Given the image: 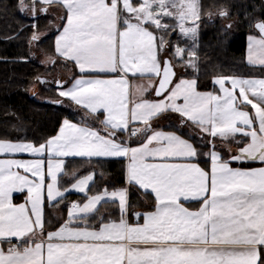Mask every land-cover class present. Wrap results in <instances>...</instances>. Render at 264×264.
<instances>
[{"label":"snow or ice","instance_id":"1","mask_svg":"<svg viewBox=\"0 0 264 264\" xmlns=\"http://www.w3.org/2000/svg\"><path fill=\"white\" fill-rule=\"evenodd\" d=\"M40 3L41 11L51 3L62 9L55 51L79 70L78 77L55 81L60 99L53 103L67 101L85 116L63 119L58 132L39 143L0 139V155L32 157L0 159V264H264V166H250L264 165V78L221 76L212 82L214 91L201 92L198 78L177 82L171 62L160 58L170 30L196 39L197 27L189 24L199 19L198 0ZM29 8L35 19L36 0H19L21 12ZM249 28L258 35L248 37V62L264 66V19ZM184 52L175 46L176 57ZM130 73L154 74L158 99L145 98L144 88L130 97ZM170 114L178 121L175 130L153 123ZM217 138L228 158L217 150ZM66 157L124 158L125 187L71 202L67 219L55 227L45 219V198L60 204L72 190L86 194L93 181L88 174L62 188ZM133 188L152 197L144 211L130 198ZM14 193L22 203H14ZM105 198L118 201V218L92 223ZM192 202L198 207L185 206Z\"/></svg>","mask_w":264,"mask_h":264},{"label":"trees","instance_id":"2","mask_svg":"<svg viewBox=\"0 0 264 264\" xmlns=\"http://www.w3.org/2000/svg\"><path fill=\"white\" fill-rule=\"evenodd\" d=\"M25 3L31 4L32 0H25ZM198 4L201 23L196 39L193 42L184 39L177 30H170V35L165 37L170 41L166 52L171 59L175 57V46L179 45L185 49L183 55L186 60L191 59L195 64V68L183 65V76L198 78L199 91H212L214 78L221 76L264 77V69L250 67L244 60L246 39L254 32L249 23L264 19L262 0H198ZM61 12L58 6H47V11H41V4L36 1L33 19L30 8L25 12L19 10V0H0V139L39 143L55 135L63 119L78 122L85 116L77 106L69 107L67 101L62 106L53 103L60 98L52 79L57 81L66 75L65 80H60L66 81L67 74L74 68L54 52V37L63 23ZM222 12L225 15H221ZM225 20H233V24L223 25ZM165 22L174 23L170 19ZM34 23L37 25L35 28L32 27ZM33 34L40 39L32 41ZM191 43H194L192 48ZM189 52L194 55L190 57ZM180 63L182 65L181 61L174 64ZM41 78L46 82L41 83ZM87 119L94 127L102 128L93 117ZM163 120L159 117L153 123L160 127ZM177 123L176 116L172 115L171 124L165 129L175 130ZM196 142L200 143L198 136ZM74 163L77 167L84 166L83 162L70 160L66 162L65 170L69 171ZM94 164L102 175H106L111 186L123 184L122 160H101ZM98 183L102 184V180L96 176L95 186ZM95 186L90 189L91 193ZM141 197L137 190L132 189L130 198L134 205H141ZM46 221L52 222L47 212Z\"/></svg>","mask_w":264,"mask_h":264},{"label":"crops","instance_id":"3","mask_svg":"<svg viewBox=\"0 0 264 264\" xmlns=\"http://www.w3.org/2000/svg\"><path fill=\"white\" fill-rule=\"evenodd\" d=\"M39 4L40 0H36ZM179 2V0H178ZM262 2L264 3V0H262ZM48 6H57L55 3H51ZM52 11H56L54 8L52 9ZM60 11H62V9H60ZM59 14V12H57ZM165 20H168V18H165ZM189 26H192L189 24ZM62 30V29H61ZM178 33L179 30L177 29ZM59 32L56 34L58 35ZM55 35V37H56ZM180 35V33H179ZM249 35H258L257 32L254 30L253 33H250ZM248 35V37H249ZM181 36V35H180ZM55 37H54V52L56 54V56H58L59 58H61L62 60L66 61L64 58L60 57L58 53H56L55 51ZM183 37V36H181ZM248 37L246 39V48H245V54H244V60L246 65L253 67V68H259V69H264V66H260L258 64L253 65L250 64L248 62ZM186 39V38H184ZM166 52V51H165ZM163 52L160 55L161 60H163L164 58H166V53ZM168 56V55H167ZM169 58V57H168ZM71 64L74 65V62H70ZM173 66L175 68L176 71V77L175 80L179 79H193V78H186L184 77V68L182 66L176 65L173 63ZM68 75V79L66 81L71 80L73 77H78L79 76V70L78 68L75 67L72 69V71L69 72ZM100 78H114L112 76H102ZM246 78V77H243ZM254 78H264V77H254ZM127 85H126V89L127 92L129 94L130 97L133 96V94L136 92L137 89L139 88H144L145 91L143 93L144 97L147 99H151V100H155L158 99L157 97L154 96V86H156L158 78L153 74L151 77H149L147 74L144 75L143 77H141L139 74L137 75H133V74H129L127 77ZM228 87H230V85H227ZM214 91V89L212 90ZM212 91H201V92H212ZM216 92H218V86L215 89ZM175 115V114H170ZM167 116L168 119H165V117ZM171 116L169 115H165V116H161V118H163V122L164 124H162L160 127H157L160 130L163 131H173V130H166L165 126H168L169 124H171ZM100 119H103V117L101 116ZM135 126V125H134ZM102 134H105V130L103 129V127L100 129ZM58 132V131H57ZM122 139H128L127 136L122 137ZM133 140H135V138H133ZM132 146H138L136 143H133ZM216 146H217V150L220 151L225 158L229 157V150L226 146V144L221 142V139L217 138L216 139ZM231 152L232 153H236L237 152V147L235 144L231 145ZM0 159H19V160H30L32 159L31 156H29L28 154H17L15 156H3L0 155ZM201 160L205 159V157H201ZM80 161L84 163V166H80L77 167V163H74L72 165V168L69 171L65 170V165L67 161ZM101 160H122L123 161V178H124V182L122 185L119 186H111L110 183L107 182V177H105L106 175H102L100 173V171L98 170V167L94 164L96 161H101ZM126 166H127V160H125L124 158H87V157H66L64 158V165L62 168V173L60 174L61 176V186L62 188H71V184L75 183V181L77 179L82 178L85 175L88 174H92L93 175V181H91L89 183L88 188L86 189V194L84 193H79L75 190L70 191L69 193L66 194L65 200L60 203V204H52L49 205V203L47 202L46 198H45V204H44V214H45V219H46V212L49 214L51 221L50 223H52L51 225L58 227L60 223H62L64 220L67 219V205H69L71 202H77V203H81L83 204L86 199L87 196H91V195H95L98 194L102 191H104L105 189H107L108 191H112L113 189H119V188H123L125 187V172H126ZM201 166L203 167L204 165L201 164ZM233 167H237L239 166L238 164H233ZM251 167H262L264 165L260 164L258 161L255 163H252L250 165ZM208 167L210 168V164L208 165ZM21 172L23 171L22 169L20 170ZM96 176L101 177L102 180V184L98 183L95 186V180H96ZM92 186H95V191L94 192H90V189L92 188ZM135 189V188H133ZM136 190V189H135ZM152 197H150L151 199ZM23 196H21L18 193H14L13 194V200L14 203H22L23 202ZM148 198L147 197H141V205L137 207L138 211H144V205L148 202ZM185 206H189V207H198V205L196 204V202H192L191 204L186 203ZM92 215V223H96L97 219L100 217H103L105 220L107 219H117L119 216V212H118V201L116 203H112L110 201H108V199L102 200L97 207L95 208V210L93 211ZM3 247L5 249H7L8 245L5 244L3 245Z\"/></svg>","mask_w":264,"mask_h":264},{"label":"rangeland","instance_id":"4","mask_svg":"<svg viewBox=\"0 0 264 264\" xmlns=\"http://www.w3.org/2000/svg\"><path fill=\"white\" fill-rule=\"evenodd\" d=\"M216 16H214V18H215ZM209 20H210V18H209ZM200 17H199V19L198 20H196L195 22H194V24H190V25H192V26H196L197 28L199 27V25H200ZM227 24H229V25H232L233 24V20H225L224 22H223V25H227ZM182 38H186V37H182ZM187 40H189V41H191V39H188V38H186ZM192 42H193V40H192ZM191 47L190 48H192L193 46H194V43L192 44L191 43V45H190ZM183 48V47H182ZM166 53V57H169V59L171 60V62H172V64L173 63H176V61H181L182 62V65H181V63H180V65L179 66H183V65H186V66H188V61L186 60V57H184V55L182 56V58L181 57H176L175 55H174V53H173V56H175L174 58H172L173 59V61H172V59H171V57L167 54V52H165ZM168 55V56H167ZM65 78H66V75H64V76H61V77H59V79L58 80H65ZM48 79H51V77H49ZM53 81H56V79L54 78V79H52ZM85 194V193H84ZM105 199H107V198H105ZM104 199V200H105ZM86 202V201H85ZM81 204V203H80ZM95 210V209H94ZM93 210V211H94Z\"/></svg>","mask_w":264,"mask_h":264},{"label":"water","instance_id":"5","mask_svg":"<svg viewBox=\"0 0 264 264\" xmlns=\"http://www.w3.org/2000/svg\"><path fill=\"white\" fill-rule=\"evenodd\" d=\"M257 34H258V32H257ZM163 60H168V61H170V62H171V60H170L168 57L164 58ZM171 64H172V62H171ZM172 66H173V64H172ZM173 71L175 72V77H176V71H175V68H174V66H173ZM175 77H174V79H175ZM40 81H44V82H46V79H44V78H41V79H40ZM156 86H158V81H157V84H156ZM154 96L156 97V95H155V91H154Z\"/></svg>","mask_w":264,"mask_h":264}]
</instances>
